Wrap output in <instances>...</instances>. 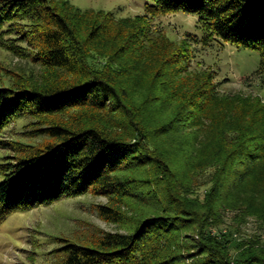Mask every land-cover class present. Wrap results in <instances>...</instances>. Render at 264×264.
I'll use <instances>...</instances> for the list:
<instances>
[{"label": "rangeland", "instance_id": "obj_1", "mask_svg": "<svg viewBox=\"0 0 264 264\" xmlns=\"http://www.w3.org/2000/svg\"><path fill=\"white\" fill-rule=\"evenodd\" d=\"M45 1L74 21L77 49L95 74L122 92L134 119L147 129L144 142L182 168L184 182L190 185L188 196L207 199L212 176L229 151L247 135L264 133V78L255 73L258 51L219 41L204 45L194 38L202 34L195 15H149L145 0ZM96 25L101 26L99 38L89 40ZM23 28L18 26L13 33L15 45H0V87L18 90L71 81L74 77L66 69H50L37 61L39 45L26 38ZM188 34L194 37L189 40ZM187 49L190 61L175 63L177 52ZM209 70L215 72L211 79ZM200 102L202 108L191 105ZM126 118L111 100L103 109L77 106L43 121L71 128L92 125L136 141L139 136ZM43 121L26 116L11 122L0 133V162L5 156H18L19 147L46 142L36 131ZM165 124L170 133L155 134V128ZM115 173L136 180L122 194L64 197L9 215L0 224V264H55L62 240L92 246L104 232L131 233L141 220L164 213L155 196L158 189L147 183L152 180L147 165H123ZM224 200L233 205L222 210L221 225L210 228L226 233L229 253L248 244L264 248V161L239 186L231 187ZM101 204L119 210L122 218L102 217ZM180 235L174 252L184 253L190 243H198L194 228L181 230ZM236 243L244 245L237 249Z\"/></svg>", "mask_w": 264, "mask_h": 264}, {"label": "trees", "instance_id": "obj_2", "mask_svg": "<svg viewBox=\"0 0 264 264\" xmlns=\"http://www.w3.org/2000/svg\"><path fill=\"white\" fill-rule=\"evenodd\" d=\"M145 1L149 15H195L202 34H188L189 40L194 37L204 45L227 42L258 51L255 73L264 78V0ZM18 26L24 27L26 38L30 36V41L39 45L38 62L50 69H66L74 78L46 87H0V133L14 120L26 116L41 122L77 106L103 109L112 100L139 137L129 142L92 125L71 128L60 122L43 121L36 131L47 138L46 142L41 146L28 145L29 149L19 147L18 156H5L0 162V224L14 212L49 205L64 197L122 194L136 179L129 181L115 172L123 165H147L152 174L147 183L158 189L155 196L161 200L164 213L141 220L131 233L104 232L92 246L62 240L55 264H264V248L248 244L231 254L225 244L229 241L226 233L216 234L210 228L211 224L221 225L222 210L233 205L221 201L225 193L239 186L263 163L264 133L247 135L229 151L212 176L207 199L189 197L190 185L184 182L182 168L144 142L147 129L134 119L122 92L95 74L77 49L78 33L68 14L45 0H0V45H15L17 37L13 33L19 30ZM100 28L91 27L89 40L99 38ZM187 51L177 52L175 63L190 61ZM208 72L211 79L215 72ZM191 105L202 108L204 103ZM170 131L166 124L155 128L157 135ZM98 210L106 219L122 218L121 212L111 206L101 204ZM189 228L197 231L198 243H190L184 253L174 252L172 248L181 244V230ZM243 245L236 243L235 247Z\"/></svg>", "mask_w": 264, "mask_h": 264}]
</instances>
